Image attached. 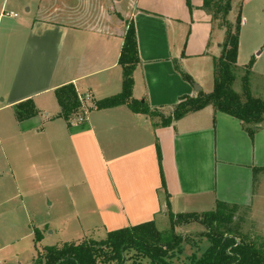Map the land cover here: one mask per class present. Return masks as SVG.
Returning <instances> with one entry per match:
<instances>
[{
  "label": "crops",
  "instance_id": "crops-1",
  "mask_svg": "<svg viewBox=\"0 0 264 264\" xmlns=\"http://www.w3.org/2000/svg\"><path fill=\"white\" fill-rule=\"evenodd\" d=\"M252 1L242 5L240 66L247 65L240 61L241 36ZM128 2L122 23L134 21L141 60L134 98L169 115L182 96L197 95V87L212 91L225 31L215 27L204 0H192V14L186 0ZM64 5L46 9L50 16L28 9L20 18L0 17V219L25 210V196L35 190L72 199L77 217L61 218L69 234L61 231L67 238L60 244L151 220L159 225L169 207L203 212L220 200L252 213L257 201L263 213L264 125L251 136L239 119L212 106L168 126L127 104L90 109L94 100L122 90L119 58L128 24H95ZM176 60L197 85L183 79ZM71 83L81 98L90 96L81 123L74 122L80 114L69 121L59 116L55 90ZM28 99L39 113L20 120L16 105Z\"/></svg>",
  "mask_w": 264,
  "mask_h": 264
},
{
  "label": "trees",
  "instance_id": "trees-1",
  "mask_svg": "<svg viewBox=\"0 0 264 264\" xmlns=\"http://www.w3.org/2000/svg\"><path fill=\"white\" fill-rule=\"evenodd\" d=\"M236 0H204L203 7L212 16L215 27L225 31L220 56L214 57V88L210 92L202 89L197 95H185L173 107L168 116L160 114L159 108H150L146 101L137 100L133 96L135 71L140 64L136 27L133 20L128 22L124 35L119 63L123 68V87L119 93L94 100L90 109H102L127 104L134 112L159 117L163 126L206 106L225 112L242 123L243 128L253 136L264 125V99L253 94L250 76L253 61L245 66L238 64L240 32L242 27V5L234 20L230 14ZM221 21V22H218ZM176 69L184 80L197 85L190 74L184 71L176 60ZM241 76L242 91L235 88ZM61 111L59 116L68 121L71 116L85 113L84 102L74 84H66L55 90ZM32 99L16 105L18 119H27L38 114ZM161 158L160 146H157ZM164 183V180H163ZM165 184V183H164ZM240 206L224 201H217L213 210L203 212L174 213L168 208V215L175 221L192 218L209 227L210 245L203 256L192 264H264V238L258 240L250 237L238 239L228 226L232 223L236 210ZM180 224L172 223L171 230L160 231L154 220L137 225L108 231L101 240L88 238L79 242H65L59 245H48L39 250L34 264H125L128 253L134 252L136 257L143 258L149 264H173L171 260L177 253H182L184 237L175 232ZM43 234L37 230L35 241ZM195 256L192 255V259ZM143 260V261H144ZM136 264V263H134ZM144 264V262L142 263Z\"/></svg>",
  "mask_w": 264,
  "mask_h": 264
},
{
  "label": "rangeland",
  "instance_id": "rangeland-1",
  "mask_svg": "<svg viewBox=\"0 0 264 264\" xmlns=\"http://www.w3.org/2000/svg\"><path fill=\"white\" fill-rule=\"evenodd\" d=\"M239 2V0L234 2L229 17L231 20L236 17L239 10ZM3 3H5V6ZM56 4L64 5L60 0H0V12L3 10L4 13L14 11L20 18L28 15V9H30L29 15L50 16L51 11L46 9L52 8ZM66 4L68 5L65 8L66 12H69L71 8H79L81 11L86 12L88 15L86 18H89L90 22L103 24V26L106 25L107 27L115 26L118 22H125L122 14L130 9L128 0H68ZM186 5L189 14H192L194 10L192 0H186ZM246 13L248 22L242 31L240 61L246 64L253 61L250 76L251 90L254 95L264 99V0H253L249 7L246 8ZM4 16L8 15L5 14ZM130 21V19L126 20L127 23ZM127 23H122V28ZM186 38L188 39L187 36ZM235 88L239 92L242 91L241 76L236 82ZM162 111L164 110H159L158 112L165 115ZM27 197L31 202L30 206L27 203ZM65 197L69 199L68 195H65ZM63 198L55 192L49 195L35 190L33 195L31 193L25 196V210L14 212L13 217L10 215L8 218L2 217L0 219V222L4 221L0 225V264H32L37 252L36 249L42 251L45 246L60 244L62 240L67 238V236L62 235L64 232L66 235L69 234L67 223L60 222V220L64 216H69V219L76 220L77 216L76 208L70 204L72 199L66 201ZM256 208L257 201L252 213L250 207H239L236 210L232 223L228 226L231 227V231L237 237L239 236L238 239L240 236L258 240L264 238V212H257ZM25 212L29 214L28 218ZM49 222L51 223L49 224ZM177 222L180 224L175 227V232L181 234L185 239L181 244L183 251L182 253H177L169 260L173 264H192L193 261L203 256L204 251L210 245V239L208 238L209 227L192 218H184L183 221H175L174 219L172 221L168 214L156 226L160 231L165 232L170 231L172 223ZM93 229L91 228L88 231ZM37 230L43 232V236L39 241L34 242ZM61 231L64 232L61 233ZM100 234L102 233L100 232ZM103 238L96 237L93 239L101 240ZM86 239L88 238L83 240ZM132 254L135 253H128V259L125 264H142L143 262L144 264H149L143 258L141 259ZM192 255L195 256L194 259H192Z\"/></svg>",
  "mask_w": 264,
  "mask_h": 264
},
{
  "label": "built area",
  "instance_id": "built-area-1",
  "mask_svg": "<svg viewBox=\"0 0 264 264\" xmlns=\"http://www.w3.org/2000/svg\"><path fill=\"white\" fill-rule=\"evenodd\" d=\"M5 14H7L8 16H18V14L14 11H10V12H7V13H4V10L0 12V17L4 16ZM86 99H90V96L87 95L85 96V98H82L83 102L86 100ZM86 112L83 113V114H80L78 115L75 119H74V122L76 123H81V122H84V120L86 119Z\"/></svg>",
  "mask_w": 264,
  "mask_h": 264
},
{
  "label": "water",
  "instance_id": "water-1",
  "mask_svg": "<svg viewBox=\"0 0 264 264\" xmlns=\"http://www.w3.org/2000/svg\"><path fill=\"white\" fill-rule=\"evenodd\" d=\"M197 90H200L199 87H197Z\"/></svg>",
  "mask_w": 264,
  "mask_h": 264
}]
</instances>
